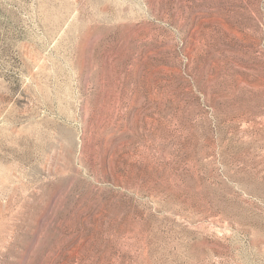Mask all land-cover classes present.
I'll return each instance as SVG.
<instances>
[{
    "label": "rangeland",
    "instance_id": "374dc122",
    "mask_svg": "<svg viewBox=\"0 0 264 264\" xmlns=\"http://www.w3.org/2000/svg\"><path fill=\"white\" fill-rule=\"evenodd\" d=\"M0 264H264V0H0Z\"/></svg>",
    "mask_w": 264,
    "mask_h": 264
}]
</instances>
